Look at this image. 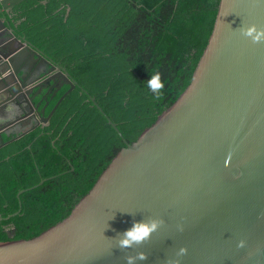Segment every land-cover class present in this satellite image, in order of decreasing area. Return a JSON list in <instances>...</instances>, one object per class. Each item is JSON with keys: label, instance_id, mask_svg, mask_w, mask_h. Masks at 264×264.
<instances>
[{"label": "water", "instance_id": "water-1", "mask_svg": "<svg viewBox=\"0 0 264 264\" xmlns=\"http://www.w3.org/2000/svg\"><path fill=\"white\" fill-rule=\"evenodd\" d=\"M22 1L0 0V9ZM253 24L264 28L260 0H220L208 45L176 102L111 160L70 217L35 239L0 243V264H126L138 253L146 259L135 264H264V41L253 43L240 31ZM23 50L45 60L28 44ZM58 75L62 83L50 99L67 90L47 116L48 91L36 104L40 92L30 99L19 94L12 119L5 108L17 92L0 100V148L48 126L75 87L67 73ZM18 125L24 127L3 142ZM19 212L20 204L0 222ZM153 219L162 224L150 239L118 246L134 222ZM180 248L186 251L177 257Z\"/></svg>", "mask_w": 264, "mask_h": 264}, {"label": "trees", "instance_id": "trees-1", "mask_svg": "<svg viewBox=\"0 0 264 264\" xmlns=\"http://www.w3.org/2000/svg\"><path fill=\"white\" fill-rule=\"evenodd\" d=\"M219 1L24 0L13 9L22 11L10 27L75 87L48 126L0 148V217L20 204L0 222V243L35 239L70 217L111 160L176 102L208 45ZM155 71L165 85L159 100L144 86Z\"/></svg>", "mask_w": 264, "mask_h": 264}, {"label": "flooded vegetation", "instance_id": "flooded-vegetation-1", "mask_svg": "<svg viewBox=\"0 0 264 264\" xmlns=\"http://www.w3.org/2000/svg\"><path fill=\"white\" fill-rule=\"evenodd\" d=\"M20 3L9 8L7 12H4L0 9V20L5 26V28L0 31V100L5 101L6 98L11 97L12 93L17 92V97L15 99L8 100L9 103L13 104L17 101L19 102V100L22 99L19 94H23L25 98L30 99L31 97L35 96L37 92H40V95L36 96L34 100V104H36L41 99V96H43L48 91V95L46 98L50 103L65 87H60V89L55 93V96L50 99V97L56 90L54 87L59 86L62 83L61 78L58 75L59 72L61 70L64 73L66 72L60 65L52 62L41 51L34 48L19 31H16L12 27H10V22H16L15 18L22 11L20 8H17L13 11V9L18 7ZM25 44L30 45L43 58H45V60H35L31 58L23 50ZM18 56L23 57L22 63L19 62ZM19 63H21L23 67V73L18 72ZM49 80L52 82V84H48L47 81ZM53 81L55 84L51 87V85H53ZM42 105L43 102L40 106ZM30 121L34 125V120L31 119ZM22 127L24 126H15L11 130H9L8 133L14 132V135L16 134V132H20ZM2 136L1 139L3 141Z\"/></svg>", "mask_w": 264, "mask_h": 264}, {"label": "clouds", "instance_id": "clouds-1", "mask_svg": "<svg viewBox=\"0 0 264 264\" xmlns=\"http://www.w3.org/2000/svg\"><path fill=\"white\" fill-rule=\"evenodd\" d=\"M260 3H264V0H260ZM241 34L249 38L253 43H259L264 41V28H258L256 25H249L247 27H241ZM144 86L152 94L154 99H161L164 88V81L161 79V74L159 71L148 73V78L144 81ZM5 112L8 114L7 118L12 119L18 113L17 107L9 103ZM162 224L160 220H150V221H136L132 226L126 229L120 239L118 240V246L121 249L130 248L133 245H140L146 240L150 239L151 235L157 231V229ZM182 230V229H180ZM185 249L180 248L176 253L177 257H181L185 254ZM146 256L144 253H138L135 257H126V264H135L136 260H144ZM174 264H179V260L176 259Z\"/></svg>", "mask_w": 264, "mask_h": 264}, {"label": "crops", "instance_id": "crops-1", "mask_svg": "<svg viewBox=\"0 0 264 264\" xmlns=\"http://www.w3.org/2000/svg\"><path fill=\"white\" fill-rule=\"evenodd\" d=\"M14 133V132H13ZM13 133H6V134H3V136L4 137H9V136H12L13 135ZM19 133V132H18ZM16 134H17V132H16ZM15 135V134H14ZM3 136H2V138H3Z\"/></svg>", "mask_w": 264, "mask_h": 264}]
</instances>
